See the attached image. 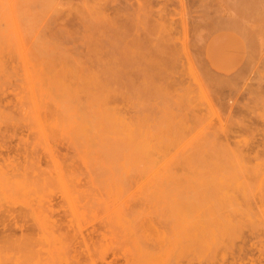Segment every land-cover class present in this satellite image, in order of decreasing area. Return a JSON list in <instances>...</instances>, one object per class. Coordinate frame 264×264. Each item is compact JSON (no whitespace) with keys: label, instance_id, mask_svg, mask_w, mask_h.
<instances>
[{"label":"rangeland","instance_id":"obj_1","mask_svg":"<svg viewBox=\"0 0 264 264\" xmlns=\"http://www.w3.org/2000/svg\"><path fill=\"white\" fill-rule=\"evenodd\" d=\"M0 264H264V0H0Z\"/></svg>","mask_w":264,"mask_h":264},{"label":"bare ground","instance_id":"obj_2","mask_svg":"<svg viewBox=\"0 0 264 264\" xmlns=\"http://www.w3.org/2000/svg\"><path fill=\"white\" fill-rule=\"evenodd\" d=\"M45 84H46V83H45ZM53 90H54V88H53ZM35 92H36V91H35ZM38 97H39V96L37 95V98H38ZM25 102H27V101H25ZM25 102H24V103H25ZM33 102H34V101H33ZM42 102H43V100H42ZM78 103H79V102H78ZM28 104H29V103H28ZM40 105H42V104H40ZM80 105H81V103H80ZM30 106H31V104H30ZM81 106H82V105H81ZM46 107H47V106H46ZM49 107H50V105H49ZM49 107H48V108H49ZM78 108H79V107H78ZM50 109H52V108H50ZM50 109H49V110H50ZM84 109H85V108H84ZM63 110H64V109H63ZM80 110H81V108H80ZM50 111H53V110H50ZM50 111H47L48 114L51 113ZM36 112H37V111H36ZM49 112H50V113H49ZM91 113H92V112H91ZM59 114H60V112H59ZM119 114H120V113H119ZM62 116H64V115L62 114ZM66 116H67V115H66ZM48 117H49V116H48ZM68 118H69V117H68ZM77 118H78V117H77ZM63 119H65V118L63 117ZM30 120H31V119H30ZM87 120H88V119H87ZM93 120H94V119H93ZM89 121H90V120H89ZM90 124H91V123H90ZM64 126H65V125H64ZM48 127H49V126H48ZM44 128H45V127H44ZM94 128H95V127H94ZM92 145H96V144L93 143ZM145 172H146V171H145ZM143 174H144V173H143Z\"/></svg>","mask_w":264,"mask_h":264}]
</instances>
